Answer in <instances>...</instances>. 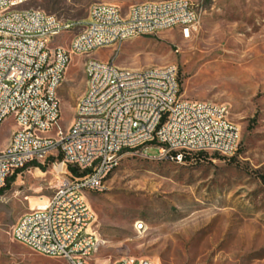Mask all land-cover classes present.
<instances>
[{
  "label": "rangeland",
  "instance_id": "obj_1",
  "mask_svg": "<svg viewBox=\"0 0 264 264\" xmlns=\"http://www.w3.org/2000/svg\"><path fill=\"white\" fill-rule=\"evenodd\" d=\"M157 0H41L30 6L83 23L93 3L122 10ZM202 8L189 38L177 30L97 50L91 58L127 69L174 65L179 94L225 105L238 129L230 157L189 154L180 162L139 148L120 156L106 189L86 193L91 230L102 241L95 264L145 258L161 264H264V0H189ZM78 29L54 44L67 46ZM83 57L73 56L58 90L60 117L50 135L66 132L85 90ZM12 120L0 126V148ZM147 148V149H146ZM28 167L0 193V264H68L14 242L10 231L31 205L50 197L60 177L52 160ZM36 204V203H35Z\"/></svg>",
  "mask_w": 264,
  "mask_h": 264
},
{
  "label": "built area",
  "instance_id": "obj_2",
  "mask_svg": "<svg viewBox=\"0 0 264 264\" xmlns=\"http://www.w3.org/2000/svg\"><path fill=\"white\" fill-rule=\"evenodd\" d=\"M39 1L0 0V126L8 119L16 126L0 148V189L15 171L38 168L57 151L61 158L52 160V169L60 180L50 197L19 217L10 238L39 256L95 264L102 241L91 230L86 193L106 189L123 153L156 148L177 162L189 154L230 157L238 129L225 105L182 99L174 65L127 69L91 58L97 50L168 30L189 38L203 13L197 2L145 1L126 10L93 3L80 23L30 6ZM78 28L67 46L54 44ZM73 56L83 57L85 90L67 131L51 136L60 117L58 90ZM112 264L161 263L122 258Z\"/></svg>",
  "mask_w": 264,
  "mask_h": 264
},
{
  "label": "trees",
  "instance_id": "obj_3",
  "mask_svg": "<svg viewBox=\"0 0 264 264\" xmlns=\"http://www.w3.org/2000/svg\"><path fill=\"white\" fill-rule=\"evenodd\" d=\"M199 155H200V154H199ZM59 158H61V155L59 156ZM50 160H51V159H49L48 161H50ZM182 160L186 161V160H188V159H187V157H185V155H183ZM48 161H47V162H48ZM37 166H38V168L41 169V171H44V170H45V167H44L43 165H37ZM68 169H69V171L71 172V174H73V175L76 176V177H79V176H82V175H83V173H82V174L79 173V172H78L77 170H75L74 168H68ZM22 170H23V169H22ZM22 170H17V171H15L10 177L7 178L4 187H2V188L0 189V193H2V191H3L5 188H8V187H9V185L14 181L16 175H17L18 173H20Z\"/></svg>",
  "mask_w": 264,
  "mask_h": 264
},
{
  "label": "bare ground",
  "instance_id": "obj_4",
  "mask_svg": "<svg viewBox=\"0 0 264 264\" xmlns=\"http://www.w3.org/2000/svg\"><path fill=\"white\" fill-rule=\"evenodd\" d=\"M57 170H58V168H57ZM35 203H37V202H35ZM35 203H34V204H35ZM34 204H33V205H34ZM33 205H31V206H33Z\"/></svg>",
  "mask_w": 264,
  "mask_h": 264
}]
</instances>
